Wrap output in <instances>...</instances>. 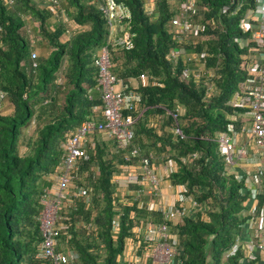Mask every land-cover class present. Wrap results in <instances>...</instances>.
<instances>
[{
	"label": "trees",
	"instance_id": "trees-1",
	"mask_svg": "<svg viewBox=\"0 0 264 264\" xmlns=\"http://www.w3.org/2000/svg\"><path fill=\"white\" fill-rule=\"evenodd\" d=\"M36 1L14 0L9 5L0 0V90L7 104L0 106V264H50L40 252L41 197L50 186L48 177L60 162L66 138L83 120L100 119L92 111L101 104L95 61L107 38L100 0H59L68 22L52 17L46 0ZM116 1L130 11V20L123 24L131 38L128 48L111 51V73L123 80H136L141 74L149 78L146 86L135 82L144 113L135 124L133 145L143 155L171 160L176 166L171 183L181 186L184 195L200 207L169 222L178 239V260L181 264H260L259 258L241 262V248L229 253L236 241L243 242L249 235L245 223L252 194L235 179L239 168L227 170L214 141L235 110L228 103L247 78L243 52L233 43L241 36L237 27L241 14H221L231 0H199L194 21L205 24L213 19L216 26L177 41L170 25L175 11L169 0H157L153 16L145 14L143 0ZM27 23L34 27L35 44L25 33ZM181 47L184 55L175 63L169 54ZM34 49L39 51L35 68ZM200 53H207L205 66L214 73L210 81L218 94L205 93L202 79L195 81L192 75L182 79L184 69L197 68L186 58ZM176 106L184 110L179 120L184 139L173 135L174 122L166 114ZM7 109L11 112L5 114ZM31 123L34 134L27 136L22 129ZM109 144L99 142L95 154L91 152L78 170L88 173L93 191L89 202L75 200L72 208L60 210L69 228L68 235L57 238L56 252L76 253L78 258L69 264H120L127 239L135 244L136 256L143 257L146 245L134 228L162 220L157 211L139 209L132 194L129 199L113 195L111 179L125 162L115 142ZM139 201L153 198L142 195ZM263 203L264 195H259L255 216ZM114 223L119 225L117 235H113ZM143 262L152 264L146 258Z\"/></svg>",
	"mask_w": 264,
	"mask_h": 264
},
{
	"label": "built area",
	"instance_id": "built-area-1",
	"mask_svg": "<svg viewBox=\"0 0 264 264\" xmlns=\"http://www.w3.org/2000/svg\"><path fill=\"white\" fill-rule=\"evenodd\" d=\"M4 1L11 5L14 0ZM143 1L145 14L153 16L157 0ZM197 3L198 0H181L174 10L170 25L177 41H185L205 31L208 26H216L213 19H209L205 24L194 21ZM46 5L52 17L68 22L59 0H46ZM98 8L107 30L106 45L101 48L95 61L98 70L96 89L101 104L93 106L92 111L93 114L99 113L100 119L83 120L66 138L62 145L60 162L49 175L50 186L44 190L41 197L43 209L38 217L42 234L41 258L48 259L50 264H69L78 258V255L71 251L56 252L57 238L60 235H68L69 228L67 218L60 215V210L72 208L75 200L85 199L89 202L91 189L83 183L88 173H78V170L89 160L91 152L95 154L99 142L112 141L122 152L125 162L118 167L111 179L113 195H119L117 191H131L132 201L136 202L139 209L157 211L162 215L159 222L146 221L134 228L137 238L146 245L143 257L133 256L134 263L144 264L143 260L146 258L150 259L152 264H181L178 260L177 235L170 232L169 222L188 217L200 207L191 196L184 195L181 186L171 183L170 175L176 169L171 160L156 163L153 161V154L142 155L140 149L133 145L135 124L144 113L135 82H138L139 86H146L149 78L141 74L136 80H123L112 75L110 53L129 47L131 35L123 21L128 22L131 15L129 9L116 0H100ZM221 14L227 17L241 14L237 21L241 36L235 38L233 43L243 52L242 68L247 78L238 84L235 95L228 103L235 110L228 117L226 130L219 133L214 141L227 169L239 168L241 171L235 174V179L243 182L252 194L247 213L249 218L245 223L249 235L243 242L236 241L229 251L231 253L241 248L244 252L241 262L247 263L256 260L259 258L258 254L264 252V203L260 214L255 216L257 197L264 195V0H251L248 4L243 0H231L229 5L222 8ZM65 32L70 34L69 30ZM183 55L184 50L181 47L172 50L169 57L176 63ZM36 57L37 54L32 52L31 59L34 61ZM207 57V53L187 57L186 62L193 63L197 68L193 71L184 69L182 79L191 75L195 81L202 79L205 93L218 94L210 81L214 73L205 66L204 59ZM32 66L36 67L35 61ZM5 98V92L0 90V106ZM166 114L174 122L171 127L173 135L184 139L185 136L179 127L184 110L176 106L172 111L166 110ZM77 181H81V184ZM131 186H135V189L131 190ZM164 186L176 190V200L170 207L162 203L161 189ZM142 195L151 196L153 201H139ZM118 231L119 225L114 223L113 235H117ZM130 241L131 239H127V242Z\"/></svg>",
	"mask_w": 264,
	"mask_h": 264
},
{
	"label": "crops",
	"instance_id": "crops-1",
	"mask_svg": "<svg viewBox=\"0 0 264 264\" xmlns=\"http://www.w3.org/2000/svg\"><path fill=\"white\" fill-rule=\"evenodd\" d=\"M6 105L7 104H5V103L2 104L3 108H5ZM10 112H11V110L7 109L5 114L6 113H10ZM243 169H246V168H243ZM158 173H160V172H158ZM131 193H132L131 191H124V190L123 191H118L119 195H125V196L127 195V197L130 196ZM161 199H162V203L166 207H170V205H172L175 202V200H176V190L167 188L166 186L162 187V189H161ZM134 247H135V244L132 242V240L130 242L126 243V250H125V253L122 256L121 261H120L122 264H124L125 262H126V264H142V263H139V262L138 263L137 262L134 263V257L133 256L136 255ZM258 256H259V259L261 260L260 264H264V259H262V257H264V252L259 253Z\"/></svg>",
	"mask_w": 264,
	"mask_h": 264
},
{
	"label": "rangeland",
	"instance_id": "rangeland-1",
	"mask_svg": "<svg viewBox=\"0 0 264 264\" xmlns=\"http://www.w3.org/2000/svg\"><path fill=\"white\" fill-rule=\"evenodd\" d=\"M36 1V0H35ZM40 0H37L35 3H38ZM181 0H169V2H170V4H171V7H172V11H174L176 8H177V6H178V4H179V2H180ZM199 1V0H198ZM54 21L55 19H53V18H51V21ZM34 28V27H33ZM32 28V25L30 24V23H27V25H26V28H25V30H26V34L30 37V39H31V43L32 44H35V36H34V29ZM213 37V36H212ZM34 51H35V53L38 55L39 54V51L37 50V49H34ZM34 130H35V124H33V123H31V124H29L27 127H25L24 129H22V133L23 134H25V135H27V136H32L33 134H34ZM109 141H107V142H105V143H107V144H109L108 143ZM239 146V145H238ZM237 146V147H238ZM108 147H110V144L108 145ZM140 149V151H141V154L143 155V152L144 151H142V149L141 148H139ZM22 150H24V148H22ZM155 156V155H154ZM155 158V157H154ZM155 160H157V161H159V162H157V161H155ZM155 160H153V161H155L156 163H164V160H165V157H160V156H157L156 157V159ZM92 171H93V173H94V175L96 176L97 175V173H98V170H97V167H95V166H93L92 167ZM48 180H49V177H48ZM83 182H84V184H85V186L86 187H88V188H90L91 189V191H90V197H91V195H92V193H93V191H92V185L89 183V181H88V179L87 178H85L84 180H83ZM117 193H118V191H117ZM126 197H127V195H126ZM129 197H131V196H128L127 198L129 199ZM262 259H264V257H262Z\"/></svg>",
	"mask_w": 264,
	"mask_h": 264
},
{
	"label": "clouds",
	"instance_id": "clouds-1",
	"mask_svg": "<svg viewBox=\"0 0 264 264\" xmlns=\"http://www.w3.org/2000/svg\"><path fill=\"white\" fill-rule=\"evenodd\" d=\"M228 121H229V120H228ZM228 123H229V122H228ZM228 123H227V124H228ZM226 127H227V125H226ZM225 130H226V129H225ZM225 130H224V131H225ZM222 132H223V131H222ZM220 133H221V132H220ZM226 168H227V167H226ZM227 170H230V171H231V170H237V169H236V168H233V169H227Z\"/></svg>",
	"mask_w": 264,
	"mask_h": 264
}]
</instances>
